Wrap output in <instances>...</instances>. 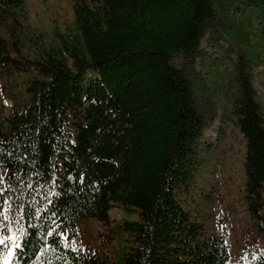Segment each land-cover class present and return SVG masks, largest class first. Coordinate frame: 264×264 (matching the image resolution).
Returning a JSON list of instances; mask_svg holds the SVG:
<instances>
[{
	"label": "trees",
	"instance_id": "trees-1",
	"mask_svg": "<svg viewBox=\"0 0 264 264\" xmlns=\"http://www.w3.org/2000/svg\"><path fill=\"white\" fill-rule=\"evenodd\" d=\"M74 15L75 34L25 53L26 0H0V264H99L79 222L109 224L115 207L134 215L118 264H233L227 229L207 231L180 193L225 88L264 231V0H75ZM208 34L234 47L227 87L197 67ZM16 74L30 75L8 106ZM234 264H264V247L243 244Z\"/></svg>",
	"mask_w": 264,
	"mask_h": 264
},
{
	"label": "rangeland",
	"instance_id": "rangeland-1",
	"mask_svg": "<svg viewBox=\"0 0 264 264\" xmlns=\"http://www.w3.org/2000/svg\"><path fill=\"white\" fill-rule=\"evenodd\" d=\"M74 2L75 0H26L29 26L23 51L32 53L43 45L56 43V32L75 34ZM34 32H42L43 35L34 36ZM0 35H7L6 29L1 25ZM217 45L222 47L223 52L216 50ZM235 57L231 43L208 34L202 42V54L197 60V67L205 79L210 81L217 75L219 84L227 87ZM28 75L30 74H16L2 78L3 84L9 83L10 80L14 82L13 91L6 89L5 102L8 106L13 103L12 92L23 88V80ZM254 76L257 94L264 107V63L257 62L254 65ZM225 91V88L219 91L218 113L205 128L204 138L197 146L200 158L190 178L191 184L187 186L190 188L193 184L194 188L188 194L183 191L180 194L183 197L182 205L190 210L193 218L204 222L207 231L218 227L227 229L231 244V263L234 264L243 244L257 243L264 247V231H260L254 224L246 208L243 170L245 141L232 120L222 117L228 104ZM7 112L6 107L5 114ZM110 214L112 220L109 224H104L96 218H88L79 222L78 226L77 245L92 250L98 249L101 254L99 264H118L127 249V231L118 225L123 217L134 215L120 207L112 208Z\"/></svg>",
	"mask_w": 264,
	"mask_h": 264
}]
</instances>
